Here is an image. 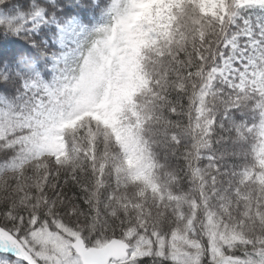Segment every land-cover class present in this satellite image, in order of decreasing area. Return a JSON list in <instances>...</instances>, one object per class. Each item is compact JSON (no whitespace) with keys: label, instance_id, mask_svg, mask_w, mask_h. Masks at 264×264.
Here are the masks:
<instances>
[{"label":"snow or ice","instance_id":"1","mask_svg":"<svg viewBox=\"0 0 264 264\" xmlns=\"http://www.w3.org/2000/svg\"><path fill=\"white\" fill-rule=\"evenodd\" d=\"M134 10L132 0H23L21 22L0 32V88L15 90L0 93V174L23 159L25 125ZM212 24L153 79L170 178L182 185L165 218L118 183L54 172L29 187L16 174L0 197V264H264V230L254 227L264 224V0H223Z\"/></svg>","mask_w":264,"mask_h":264},{"label":"trees","instance_id":"2","mask_svg":"<svg viewBox=\"0 0 264 264\" xmlns=\"http://www.w3.org/2000/svg\"><path fill=\"white\" fill-rule=\"evenodd\" d=\"M143 1L132 0L135 10L114 23L106 39L99 42V58L86 60L78 75L51 98L47 109L25 125L32 132L25 137L24 157L15 173L0 174V183L16 174L37 181L54 172L60 174V179L76 176L81 185L91 186L94 180L102 179L107 188L118 183L119 194L130 200L139 199L138 193L145 190V211H159V219L165 218L166 198L182 185L170 178L175 161L168 156L165 143L166 104L153 92V79L156 74L170 73L176 59L198 46L200 38L211 34L212 20L223 10V0L209 16L200 19L191 16V11H201L204 3L215 0H162L159 9H172L168 16L171 26L156 17L140 20L137 15ZM22 2L8 0L0 5V32L21 22ZM121 24H126L128 34L121 36ZM13 39L26 42L23 35ZM43 73L46 81L53 79L51 65ZM163 83L161 77L162 86ZM0 93L12 96L15 90L0 88ZM116 111L123 114L128 134L136 142L128 150L120 148L115 139ZM76 119L80 121L73 129L71 124ZM90 129H94L91 137H98L96 144L87 141ZM3 134L4 129L0 128V138ZM78 140L92 145L93 154ZM105 141L109 146L107 155L95 160ZM76 143L88 154L78 153ZM43 162H47L48 170L42 169ZM28 182L22 183L34 186L33 181ZM254 227L264 230L261 223Z\"/></svg>","mask_w":264,"mask_h":264},{"label":"rangeland","instance_id":"3","mask_svg":"<svg viewBox=\"0 0 264 264\" xmlns=\"http://www.w3.org/2000/svg\"><path fill=\"white\" fill-rule=\"evenodd\" d=\"M219 1L220 0H215L213 2L204 3V5L201 7V11H200V9L192 10L190 15L194 16L196 18H199V19L202 16L203 17L204 16H209L218 7ZM160 5H161V1L160 0H144L141 3V8L142 9L138 13L137 17L140 20H145V19H148V18L154 19L155 17L157 19H160V20L165 19L166 22L168 21V25L167 26H169L170 25V21H169V17L168 16H169V12H171L172 9L169 8L168 10L164 11V9H161V8L159 9L158 8V7H160ZM186 16H187V14H186ZM196 22H198V21H196ZM120 27H121V31L123 33L121 36H123L124 34H128L127 28H126L127 27L126 24L125 25L121 24ZM54 75H55V73H54ZM54 75H53V77H54ZM79 121H80V119L74 120L73 123L71 124V127L73 129H75V127L77 126ZM92 130H94V129H90V131L87 132V139H88L87 141H90L91 144H93V142L96 144L98 137L95 140H94L93 137H91ZM114 135H115V139H116V142H117L118 146L120 148H122V149L128 150V149H130V148H132V147H134L136 145V142L133 139H131V137L129 136L127 128H126V122H125L124 116L119 111H116V114L114 116ZM78 142H80V145L82 147H85L86 149H88L89 153L93 154L92 145L91 146L87 145V143H85L83 140H78ZM108 148H109L108 142L107 141L103 142L102 143V148H100L102 150L101 153L99 155H97L96 159H95L94 156H92L91 159L97 160L101 156L107 155ZM76 149H77L78 153L84 152V154H88L81 147H79V145L77 143H76ZM42 164L44 165V167L43 168L41 167V168L48 170V165H46L47 162H43ZM21 178H22L21 179L22 182L29 181L28 184L30 183V181H33L32 185H35V183L38 181V180L37 181L36 180H30V178L27 179V177H21ZM4 182L5 181L0 183V187H1L2 183H4ZM138 198L140 199V202L143 205H145L148 202L147 193H146L145 190H141L138 193ZM149 211L150 210H148V212Z\"/></svg>","mask_w":264,"mask_h":264}]
</instances>
